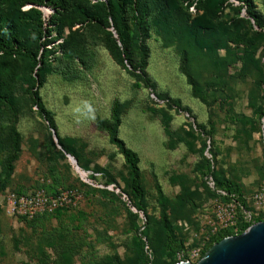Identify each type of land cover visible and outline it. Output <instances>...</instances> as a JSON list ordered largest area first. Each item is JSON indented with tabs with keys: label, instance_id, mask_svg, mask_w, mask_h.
<instances>
[{
	"label": "rangeland",
	"instance_id": "obj_1",
	"mask_svg": "<svg viewBox=\"0 0 264 264\" xmlns=\"http://www.w3.org/2000/svg\"><path fill=\"white\" fill-rule=\"evenodd\" d=\"M252 1L264 15V0ZM44 11L46 17L52 13ZM190 12L187 23L169 31L149 18L144 78L113 58L100 31H83L77 37L80 49L66 64L47 54L35 90L51 122L35 104L23 63L8 64L10 73L0 81L13 104L0 109V188L15 160L0 191V264H137L133 240L147 220L141 213L132 217L137 211L125 194L128 168L97 124L112 121L115 103L122 116L119 137L140 159L149 236L157 249L163 239L158 187L174 234L184 243L175 255L179 263L198 264L216 235L237 232L246 221L237 212L234 227H220L218 214L233 202L203 175L207 160L216 175L243 188L249 215L263 217L253 198L264 183V38L245 14L230 8L219 18ZM202 18L211 25L203 21L196 36L189 25ZM62 145L76 152L86 169L78 171L86 177ZM104 173L116 184H107ZM41 188L50 194L73 190L78 201L58 214L10 213L13 196ZM169 262L156 254L150 264Z\"/></svg>",
	"mask_w": 264,
	"mask_h": 264
},
{
	"label": "trees",
	"instance_id": "obj_2",
	"mask_svg": "<svg viewBox=\"0 0 264 264\" xmlns=\"http://www.w3.org/2000/svg\"><path fill=\"white\" fill-rule=\"evenodd\" d=\"M228 8L237 11L238 15L245 14L246 20L259 30L256 32L257 35L264 38V15L256 10L252 0H0V78L10 73L8 64L21 61L24 65L25 81L31 89L30 93L35 104L42 117L51 122V115L42 104L38 91L35 90L40 84V75L50 56L47 54L53 53L66 64L75 58V54L80 49L77 37L83 31L88 29L100 31L110 42L109 50L113 58L119 64L130 65L137 77L144 78L149 57L145 39L148 37V21L151 16L154 19L157 18V23L169 31L173 30L174 26H179L181 22L187 23L191 17V9L198 14L204 12L205 17L219 18ZM44 9L52 12L49 17H46ZM203 19H196L189 25L196 36L201 33L200 28L203 21L211 25ZM260 85L264 86V79L260 81ZM12 104L13 98L0 81V109ZM173 105L179 108L180 103L174 102ZM97 124L101 131L108 134L110 143L118 149L128 168L130 192L125 194L131 206L137 211V213L131 212L132 217L137 219L141 213L147 220L143 227H138V234L133 240L134 246L140 253L137 264L152 263V258L156 254L169 258L168 264L179 263L175 260V255L183 249L184 243L174 234L168 214L167 200L160 187H158V193L163 239L158 249L151 243L148 227L150 218L145 206L146 192L141 181L140 159L137 153L128 148L119 137V129L122 125L120 104L113 105L110 123L99 119ZM198 129L206 133L205 126H198ZM14 135L15 143H17V133L14 132ZM62 147L67 155L73 156L78 166L86 171L81 166V159L78 158L76 152L64 145ZM14 160L13 157L9 163L5 173L7 178L2 182L4 184L13 173L12 162ZM207 164L208 169L203 175L212 177L214 190L224 200L237 204L241 218L243 211L249 212L243 188L229 179L216 175L210 167L209 160ZM103 175L108 180L107 184H116V181L110 178V174L104 173ZM1 176L0 174V179ZM46 191L50 194V191ZM59 192H53L50 195H57ZM61 211L63 210H57L54 213L58 214ZM259 222H264L262 217H252L250 221L241 222L237 232L233 229L220 232L212 239L203 257L215 244L227 237L240 235ZM146 247L147 250H145ZM147 251L151 252V256L147 254Z\"/></svg>",
	"mask_w": 264,
	"mask_h": 264
},
{
	"label": "built area",
	"instance_id": "obj_3",
	"mask_svg": "<svg viewBox=\"0 0 264 264\" xmlns=\"http://www.w3.org/2000/svg\"><path fill=\"white\" fill-rule=\"evenodd\" d=\"M253 199L259 216L263 214L262 218H264V183L261 184ZM77 201L78 196L73 190L62 191L57 195H50L44 188H41L30 196H13L10 199L9 211L12 214L29 216V218H32L37 215L53 213L63 207H70L71 205H75ZM237 212L238 206L235 202L225 209H222L218 214L221 220L220 227L222 229L234 227L237 224ZM243 215L246 217V221L252 219V216H250L247 211H243Z\"/></svg>",
	"mask_w": 264,
	"mask_h": 264
},
{
	"label": "water",
	"instance_id": "obj_4",
	"mask_svg": "<svg viewBox=\"0 0 264 264\" xmlns=\"http://www.w3.org/2000/svg\"><path fill=\"white\" fill-rule=\"evenodd\" d=\"M56 142L57 134L54 132ZM76 170L84 178L85 172L79 170L78 162L67 155ZM177 264H192L180 262ZM198 264H264V222L255 223L244 233L227 237L215 244Z\"/></svg>",
	"mask_w": 264,
	"mask_h": 264
}]
</instances>
